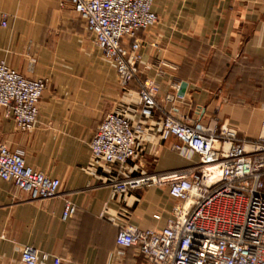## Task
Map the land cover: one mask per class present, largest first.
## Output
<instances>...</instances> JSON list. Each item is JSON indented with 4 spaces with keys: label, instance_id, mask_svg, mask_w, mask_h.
I'll use <instances>...</instances> for the list:
<instances>
[{
    "label": "crops",
    "instance_id": "crops-1",
    "mask_svg": "<svg viewBox=\"0 0 264 264\" xmlns=\"http://www.w3.org/2000/svg\"><path fill=\"white\" fill-rule=\"evenodd\" d=\"M156 26L142 30V79L160 92L152 118L123 90L115 67L95 44L70 3L0 0V62L47 83L35 129L21 142L17 124L0 108V133L27 165L61 181V196L32 201L0 179V264H19L24 247L59 257L63 264H147L137 248L121 250L120 227L162 230L175 206L168 187L133 190L113 198L107 173L95 164L91 144L111 112L130 110L142 120L143 149L135 174L184 169L198 156L159 139L165 114L208 126L213 119L240 139L257 140L264 125V0H155ZM8 16L3 26V16ZM182 83L187 84L183 97ZM172 100H167V97ZM65 199L77 207L64 221ZM160 217V219H157ZM120 251L123 252L120 255ZM47 264H54L53 259Z\"/></svg>",
    "mask_w": 264,
    "mask_h": 264
},
{
    "label": "built area",
    "instance_id": "built-area-1",
    "mask_svg": "<svg viewBox=\"0 0 264 264\" xmlns=\"http://www.w3.org/2000/svg\"><path fill=\"white\" fill-rule=\"evenodd\" d=\"M155 0H61L72 4L104 58L116 69L119 83L129 92L137 87L141 116L152 118L160 87L142 79V42L138 33L156 26ZM8 16H3V26ZM44 79H29L0 62V108L17 124L21 142L35 129L46 91ZM167 100H172L169 96ZM192 125L165 114L156 125L159 139L175 138L171 149L198 156L193 166L160 173L135 174L131 163L143 146L144 123L130 110L107 114L91 144L95 164L105 167L113 198L133 190L168 187L175 202L162 230L120 227L121 250L137 248L147 264H264V125L257 140L240 139L237 132ZM0 179L29 195L30 200L61 196L62 183L27 165L22 152H12L0 133ZM76 205L65 199L63 220L75 217ZM160 219V217H157ZM123 254L122 251L119 253ZM63 264V260L24 247L19 264ZM109 264H120L111 262Z\"/></svg>",
    "mask_w": 264,
    "mask_h": 264
},
{
    "label": "water",
    "instance_id": "water-1",
    "mask_svg": "<svg viewBox=\"0 0 264 264\" xmlns=\"http://www.w3.org/2000/svg\"><path fill=\"white\" fill-rule=\"evenodd\" d=\"M186 90H187V84L182 83L180 91H179V96L183 97L186 93Z\"/></svg>",
    "mask_w": 264,
    "mask_h": 264
},
{
    "label": "rangeland",
    "instance_id": "rangeland-1",
    "mask_svg": "<svg viewBox=\"0 0 264 264\" xmlns=\"http://www.w3.org/2000/svg\"><path fill=\"white\" fill-rule=\"evenodd\" d=\"M80 17V16H79ZM81 19V18H80ZM82 20V19H81ZM217 124H218V128L220 129L221 128V126H220V122H219V120L217 121Z\"/></svg>",
    "mask_w": 264,
    "mask_h": 264
}]
</instances>
